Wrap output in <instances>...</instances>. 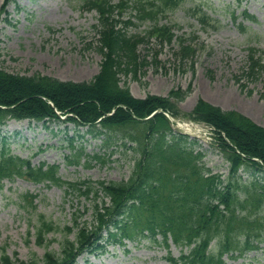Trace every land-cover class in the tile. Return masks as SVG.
I'll use <instances>...</instances> for the list:
<instances>
[{"label": "trees", "instance_id": "16d2710c", "mask_svg": "<svg viewBox=\"0 0 264 264\" xmlns=\"http://www.w3.org/2000/svg\"><path fill=\"white\" fill-rule=\"evenodd\" d=\"M182 1L84 0L83 7L97 11L94 29L102 54L100 70L90 80H61L40 73H13L0 67V127L11 118L68 120L87 127V132L101 138L104 144L120 134L117 138L124 144L134 142L138 152L126 179L69 180L59 174L60 164H34L30 157L13 153L4 138L0 143V190L4 179L17 176L48 182L83 197L85 209L74 210L71 224L65 226L38 213L27 235H35L36 243L45 246L43 255L34 252L27 259L17 253L11 256L7 246L0 245V264H75L84 252H105L109 244L123 245L127 239L140 241L144 237L161 240L167 247L172 240L177 246L189 248L179 256L169 252L170 264H228L226 253L237 258L260 247L264 236V215H260L264 209V182L255 178L244 183L239 170L264 171V126L236 109H224L204 99H199L187 113L215 127V146L230 168V174L223 178L203 160L206 153L196 151L198 140L175 132L164 112L143 119L159 107L177 116L179 112L173 109L170 98L183 99L191 91L190 86L186 90L172 89L169 97L148 94L136 98L127 84L129 75L138 80L144 74L142 68L148 60L141 56L139 47L152 39L160 44L177 39L176 54L182 60L195 54L191 41L177 36L174 25L160 22ZM188 12L203 28L213 26V16L203 6L190 7ZM244 15L256 19L247 11ZM144 22H149L144 33L130 31ZM262 74L264 48L249 46L242 75L235 78L244 88L243 76L257 80ZM122 76L127 78L125 86L121 85ZM59 113L67 115L66 119ZM70 142L68 163L106 162L99 153H86L85 147L75 145L73 138ZM37 196L32 192L22 194L21 206L35 211ZM88 210L92 218L82 220ZM51 232L62 234L60 251L48 248Z\"/></svg>", "mask_w": 264, "mask_h": 264}, {"label": "rangeland", "instance_id": "374dc122", "mask_svg": "<svg viewBox=\"0 0 264 264\" xmlns=\"http://www.w3.org/2000/svg\"><path fill=\"white\" fill-rule=\"evenodd\" d=\"M84 0H0V67L13 73L32 75L40 73L61 80L84 81L92 79L100 70L102 54L93 24L98 21L95 10L83 8ZM201 5L213 16V26L203 28L189 12L190 7ZM244 11L255 16L245 18ZM163 23H177V35L187 37L195 54L182 60L177 56L179 43L160 44L155 39L142 44L139 51L148 64L142 68L140 78L134 80L122 76L121 85L127 79L130 93L136 98L148 94L169 97L172 89L191 91L183 98H170L176 117L192 125L190 113L199 99L224 109H236L264 126V74L257 80L244 77V88L235 78L242 75L246 64L248 47L264 48V0H184ZM240 23H243L241 26ZM149 22L132 26L131 32H144ZM196 35L197 38L193 39ZM252 90V92H249ZM201 125V124H199ZM177 127V125H176ZM204 136L194 129L199 143L196 150H205L203 160L214 173L226 178L230 174L229 162L220 149L211 144L213 132ZM87 127L68 120L48 122L29 119H9L0 128V142L5 138L14 153L30 157L34 164L41 161L60 164L59 174L64 179L122 180L129 177L138 152L134 142L124 144L120 134L111 137L108 144L101 138L87 132ZM74 144L84 146L89 155L99 153L106 162L93 160L79 165L67 162L71 153L70 139ZM244 183L255 178L264 182V171L239 170ZM26 192L38 194L37 209L27 210L20 204L21 195ZM77 193H66L64 187L48 182H34L23 177L5 180L0 190V245H6L14 256L28 258L37 252L43 255L45 246L36 243L35 236L27 237L29 223L36 222L37 214L44 213L61 226L71 224L72 213L77 208L84 210ZM264 215V209L260 212ZM91 210L85 212L82 220H90ZM264 235V233H263ZM74 237V233L70 235ZM62 234H48L49 249L60 251ZM170 247L161 240L147 237L140 241H127L126 245L109 244L105 252H85L75 264H170L167 256H179L188 247L177 246L170 240ZM215 248V242H213ZM216 249V248H215ZM228 264H264V236L260 247L246 251L234 258L225 254Z\"/></svg>", "mask_w": 264, "mask_h": 264}, {"label": "bare ground", "instance_id": "6f19581e", "mask_svg": "<svg viewBox=\"0 0 264 264\" xmlns=\"http://www.w3.org/2000/svg\"><path fill=\"white\" fill-rule=\"evenodd\" d=\"M183 123H185V124H182L185 128H193L192 125L189 124L188 122L183 121ZM194 126H196L195 128H198V126H199V128H202L201 125H194ZM203 131H204V130H203Z\"/></svg>", "mask_w": 264, "mask_h": 264}, {"label": "water", "instance_id": "95a60500", "mask_svg": "<svg viewBox=\"0 0 264 264\" xmlns=\"http://www.w3.org/2000/svg\"><path fill=\"white\" fill-rule=\"evenodd\" d=\"M158 111H162V109L161 108H159L156 112H158ZM155 112V113H156ZM171 119L173 120V121H175V122H177V119L176 118H174V117H171Z\"/></svg>", "mask_w": 264, "mask_h": 264}]
</instances>
